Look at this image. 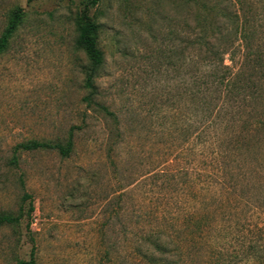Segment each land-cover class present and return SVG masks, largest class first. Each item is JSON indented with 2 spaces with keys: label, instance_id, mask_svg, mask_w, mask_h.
Listing matches in <instances>:
<instances>
[{
  "label": "rangeland",
  "instance_id": "obj_1",
  "mask_svg": "<svg viewBox=\"0 0 264 264\" xmlns=\"http://www.w3.org/2000/svg\"><path fill=\"white\" fill-rule=\"evenodd\" d=\"M91 4L0 0V38L24 12L0 55V216L26 213L24 194L35 207L0 228V264L28 261L33 249L37 264H264V0ZM87 6L105 57L90 107V62L77 44ZM195 12L212 23L237 12L247 30L233 64L238 89L214 112L205 105L209 68L190 47ZM77 126L70 157L21 152L20 170L10 165L17 144L65 145ZM196 213L203 231L190 220ZM159 225L177 248L150 261L153 250L135 248Z\"/></svg>",
  "mask_w": 264,
  "mask_h": 264
},
{
  "label": "trees",
  "instance_id": "obj_2",
  "mask_svg": "<svg viewBox=\"0 0 264 264\" xmlns=\"http://www.w3.org/2000/svg\"><path fill=\"white\" fill-rule=\"evenodd\" d=\"M101 0H92L93 6L98 5ZM24 12L22 9H17L11 16L9 25L3 35L0 38V55L3 54L9 47V42L16 30L19 28L23 20ZM215 18V17H214ZM211 18L207 15H202L200 12H195L193 18L192 27V41L190 47L195 55H198L201 62L209 68L208 76L206 77L205 85L211 97L205 101V105L208 110L214 112L218 105V101L224 93L234 94L236 91L238 82L235 75L236 57L239 53L240 34L246 35V26L243 23L241 16L237 12H229L217 17L215 22H211ZM78 46L87 54L90 65L86 70L85 87L89 90V95L85 97L84 101L87 106L90 107L96 101V97L99 94L98 87L96 86V78L99 75V71L102 68L105 57L103 51L99 47L100 26L92 19L89 14V6L85 8L79 17L78 22ZM186 52V49L181 51V55ZM229 55L231 65L225 64V57ZM195 87L199 88L200 84L198 80L195 81ZM220 96L213 97L214 93H219ZM201 93L198 89L194 92V96ZM101 110L108 116H114L107 107L97 104ZM81 129L80 126L72 127L69 132V138L67 143H52L41 142L38 140H32L25 143H19L14 147L13 156L10 160V165L20 170V156L21 152H35L39 150H55L60 153L64 158L71 156L74 149V132ZM207 190L211 194L210 198H213L216 202L219 200V192L215 191L217 183L214 180L213 175L209 176ZM23 188H25V182L23 177L20 179ZM223 193V192H222ZM222 197L221 192L219 193ZM32 197L29 194H24V202L29 201L28 211L25 213L24 208H21L17 216L11 214H4L0 216V228L6 225H18L25 217L30 218L35 211V207L32 202ZM220 200L219 202H221ZM218 202V203H219ZM218 207H214V204L208 203V209L206 216H214ZM199 214H193L190 216V220L193 226L203 231L201 228V217ZM204 216V217H206ZM214 218V219H215ZM158 220V219H157ZM209 227H212V223H209ZM159 226L149 228L145 233V237L141 240L135 250H153L150 256L144 255L145 258L154 260V256L158 253L161 255L168 254L170 250H176L177 244L175 240ZM209 229V228H208ZM210 230V229H209ZM195 240V239H194ZM156 261V259L154 260ZM20 264H37L35 257V250L31 253V258L28 261H22Z\"/></svg>",
  "mask_w": 264,
  "mask_h": 264
}]
</instances>
